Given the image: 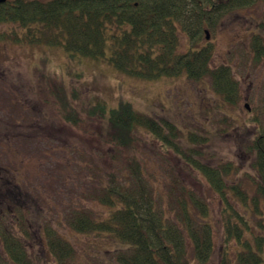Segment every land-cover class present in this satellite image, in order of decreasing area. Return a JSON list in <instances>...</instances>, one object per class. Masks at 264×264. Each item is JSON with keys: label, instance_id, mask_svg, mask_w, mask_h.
Returning <instances> with one entry per match:
<instances>
[{"label": "rangeland", "instance_id": "obj_1", "mask_svg": "<svg viewBox=\"0 0 264 264\" xmlns=\"http://www.w3.org/2000/svg\"><path fill=\"white\" fill-rule=\"evenodd\" d=\"M204 27L213 46L211 64H230L238 82L239 98L233 103L221 100L208 77L193 79L184 72L133 76L101 58L70 55L61 45L16 40V34L23 36L17 24L0 23L3 71L22 81L12 79L3 84L1 78L6 73L0 74V116L15 115L11 112L15 110L25 112V100L30 98L33 124L31 148L26 153L23 146L24 158L19 160L21 166L16 173L24 187L29 181L31 188L22 191L12 208L0 211V234L4 228L15 229L19 236L27 231V242L34 245L28 250L38 256L40 263L54 264L43 233L48 226L74 245L76 264L110 261L111 251L105 248L117 245L113 237L80 232L68 222L70 213L83 212L96 220L104 219L109 208L99 200L102 186L109 182V176L121 182L131 175L127 165L131 150L107 139L108 113L88 114L98 101L107 108L128 101L160 125L163 119L170 121L177 127L180 143L203 153L200 160L230 163L225 176L227 185L256 195L258 176L247 145L264 132V55L254 58L249 35L255 32L264 42V2L234 7L218 16L214 25L205 23ZM205 41L203 37L201 43ZM67 113L74 115V122L65 117ZM189 133L195 140L189 139ZM134 134L133 151L142 177L153 183L156 194L164 195L167 183L178 178L207 201L214 261L222 239L217 193L199 171L189 172L179 166L182 161L164 147L162 139L153 138L146 127L140 126ZM10 156L7 147L0 144V160ZM258 207L264 214V207L260 203ZM256 220L253 218L251 223L256 224ZM33 231L41 237H34ZM0 256H4L1 237Z\"/></svg>", "mask_w": 264, "mask_h": 264}, {"label": "trees", "instance_id": "obj_2", "mask_svg": "<svg viewBox=\"0 0 264 264\" xmlns=\"http://www.w3.org/2000/svg\"><path fill=\"white\" fill-rule=\"evenodd\" d=\"M257 0H7L0 3V23L13 22L23 38L34 44L61 45L70 55L101 58L116 69L137 77L179 75L208 77L212 90L224 103L239 98L238 82L228 63L211 64L213 46L201 43L205 23L240 5ZM264 2V0H262ZM254 58L264 55L260 35L250 33ZM185 38V39H184ZM108 111V112H107ZM108 113V140L131 150L129 178L121 182L109 176L99 200L109 208L104 219L70 213L69 225L80 232L110 235L117 242L105 264H264V133L251 139L247 149L257 172L256 195L227 185L229 162L216 164L199 159L203 153L180 143L177 127L163 119L137 111L128 101L107 108L95 102L89 113ZM67 119L74 115L67 113ZM146 127L153 138L178 157L179 166L199 171L218 195L222 215V239L213 261L215 245L205 198L178 178L167 183L164 195L141 174L134 154V131ZM189 139L195 136L189 133ZM20 197V195H19ZM256 218V224L251 223ZM35 232V231H33ZM47 250L54 264H76L74 245L54 228H44ZM56 233V234H55ZM27 231L17 235L4 228L0 237L4 256L0 264H45L28 249ZM34 237L40 238L37 232ZM50 264V263H49Z\"/></svg>", "mask_w": 264, "mask_h": 264}, {"label": "flooded vegetation", "instance_id": "obj_3", "mask_svg": "<svg viewBox=\"0 0 264 264\" xmlns=\"http://www.w3.org/2000/svg\"><path fill=\"white\" fill-rule=\"evenodd\" d=\"M3 69L4 66L0 62V74L6 73ZM10 74V72H7L5 74L6 77L3 76L1 78L3 84L12 79L15 82L19 80L17 76H11ZM24 83L29 84L26 81ZM25 101L27 103L25 112L15 110L11 111L16 112L15 115L7 114L4 117L0 116V144H4V147H7V151L11 154L9 158L0 160V211L2 212L17 204L18 196L21 195L23 190L27 192L31 188L29 181L25 183L24 187L21 177L16 174L21 164L19 160L24 158L22 154L23 146H25L27 153V149L31 148L32 144V107L29 105L30 98H26ZM23 119H25V122Z\"/></svg>", "mask_w": 264, "mask_h": 264}, {"label": "water", "instance_id": "obj_4", "mask_svg": "<svg viewBox=\"0 0 264 264\" xmlns=\"http://www.w3.org/2000/svg\"><path fill=\"white\" fill-rule=\"evenodd\" d=\"M2 1H4V0H0V2H2ZM208 35L206 34V37H207ZM246 106H248L247 104H246Z\"/></svg>", "mask_w": 264, "mask_h": 264}]
</instances>
